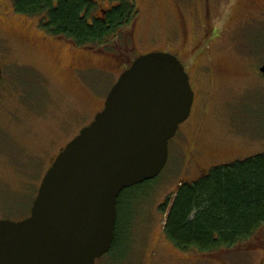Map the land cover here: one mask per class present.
<instances>
[{"label": "rangeland", "instance_id": "obj_1", "mask_svg": "<svg viewBox=\"0 0 264 264\" xmlns=\"http://www.w3.org/2000/svg\"><path fill=\"white\" fill-rule=\"evenodd\" d=\"M95 1L106 9L131 0ZM133 2L127 26L103 45L79 47L0 0V220L30 215L47 170L103 110L123 70L167 52L190 76L193 115L162 173L121 193L120 244L96 264H264V226L231 250L201 254L168 240L163 212L182 182L264 153V0Z\"/></svg>", "mask_w": 264, "mask_h": 264}, {"label": "water", "instance_id": "obj_2", "mask_svg": "<svg viewBox=\"0 0 264 264\" xmlns=\"http://www.w3.org/2000/svg\"><path fill=\"white\" fill-rule=\"evenodd\" d=\"M194 101L176 55L156 51L135 59L104 109L47 170L30 215L0 220V264H96L108 254L121 193L162 173Z\"/></svg>", "mask_w": 264, "mask_h": 264}, {"label": "trees", "instance_id": "obj_3", "mask_svg": "<svg viewBox=\"0 0 264 264\" xmlns=\"http://www.w3.org/2000/svg\"><path fill=\"white\" fill-rule=\"evenodd\" d=\"M14 9L40 17L47 33L79 47L105 44L136 16L132 1L107 10L104 18L95 16V0H14ZM121 204L111 252L120 244L124 227ZM163 212L168 213L164 233L182 251L212 254L246 243L264 226V153L214 167L194 182H182Z\"/></svg>", "mask_w": 264, "mask_h": 264}, {"label": "flooded vegetation", "instance_id": "obj_4", "mask_svg": "<svg viewBox=\"0 0 264 264\" xmlns=\"http://www.w3.org/2000/svg\"><path fill=\"white\" fill-rule=\"evenodd\" d=\"M131 1L133 2V0H131ZM119 5H120V3H119ZM119 5H116V6H109L108 8L105 9L100 3H98V10H97L95 16H96L97 18H104L107 10H110V9H112L113 7H117V6H119ZM180 28H181V26H180ZM185 33H186V31H185ZM185 36H186V35L184 34V37H185ZM170 41H171V45H172L173 50H175V49L177 48L176 45H177L178 42H176V40H174V38H173V39H170ZM175 42H176V43H175ZM174 48H175V49H174ZM174 55H176V54H174ZM176 56L180 59L179 55H176ZM181 62H182V61H181ZM123 71H125V69H124ZM3 76H4V71H3V68H2V79H3ZM194 92H195V91H194ZM195 98H196V94H195ZM104 106H105V104H104ZM194 106H195V101H194V105H193L192 113H191L189 119L187 120V122L191 119V117H192V115H193ZM103 108H104V107H103ZM176 136H177V135H176ZM174 138H176V137H174ZM174 138H173V139H174ZM111 250H112V249H111ZM110 252H111V251H110Z\"/></svg>", "mask_w": 264, "mask_h": 264}]
</instances>
